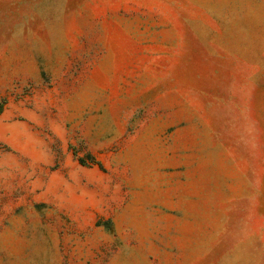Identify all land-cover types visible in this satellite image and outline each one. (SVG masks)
I'll use <instances>...</instances> for the list:
<instances>
[{
	"label": "rangeland",
	"instance_id": "rangeland-1",
	"mask_svg": "<svg viewBox=\"0 0 264 264\" xmlns=\"http://www.w3.org/2000/svg\"><path fill=\"white\" fill-rule=\"evenodd\" d=\"M0 264H264V0H0Z\"/></svg>",
	"mask_w": 264,
	"mask_h": 264
}]
</instances>
